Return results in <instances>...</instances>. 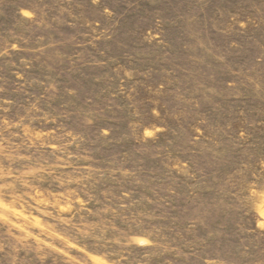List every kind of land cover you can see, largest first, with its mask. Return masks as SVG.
I'll use <instances>...</instances> for the list:
<instances>
[{
  "label": "rangeland",
  "instance_id": "obj_1",
  "mask_svg": "<svg viewBox=\"0 0 264 264\" xmlns=\"http://www.w3.org/2000/svg\"><path fill=\"white\" fill-rule=\"evenodd\" d=\"M0 264H264V0H0Z\"/></svg>",
  "mask_w": 264,
  "mask_h": 264
}]
</instances>
